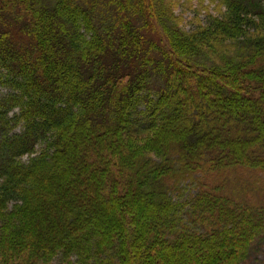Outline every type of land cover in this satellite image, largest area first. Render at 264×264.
<instances>
[{
  "label": "trees",
  "instance_id": "trees-1",
  "mask_svg": "<svg viewBox=\"0 0 264 264\" xmlns=\"http://www.w3.org/2000/svg\"><path fill=\"white\" fill-rule=\"evenodd\" d=\"M210 1L223 12L185 30L179 0H0V264H242L264 180L257 207L197 198L188 221L228 222L205 235L168 195L189 171L264 178V0Z\"/></svg>",
  "mask_w": 264,
  "mask_h": 264
},
{
  "label": "rangeland",
  "instance_id": "rangeland-1",
  "mask_svg": "<svg viewBox=\"0 0 264 264\" xmlns=\"http://www.w3.org/2000/svg\"><path fill=\"white\" fill-rule=\"evenodd\" d=\"M221 11L223 12L221 5L218 4V2L213 3L210 0H179V2L174 4V12L179 18L182 19V26L185 30L194 29L195 26H198L199 24L206 25L209 15L215 16ZM10 95H12L11 89L0 84V105L1 101ZM21 112V108L16 107L6 115L8 125L11 129L9 130L12 135L20 133L23 129L22 121H14L16 117L21 115ZM188 115L189 114L187 113V116ZM31 158V156L24 155L22 158H20V161L23 163H28ZM102 159L104 160L103 164H101L100 161H92V163H94L96 166L101 165L106 167L107 172H109L107 178H109L111 174H113L115 177L114 178L111 176L108 180L106 179L107 182H109L111 185L117 186V189L119 190L124 189V180L118 171L119 167L116 165L115 160L111 159L108 155ZM182 165L183 163H179L176 167H178L179 170H182ZM200 165L202 170H206V168H208L207 163ZM184 169L186 170L185 167ZM246 170L247 168L238 167L235 169H208L206 171H196L194 173L189 171L188 177L180 181H176L168 195L172 199V202L176 205V208L179 210L183 226H191L192 230L205 235L204 230L199 227L200 222L205 227L213 226L218 222L220 223V226H224L226 223H228L223 222L219 215H214L216 218L213 219H208L197 215L193 221H190V219L188 221L187 219L189 216H185L190 211H193L194 213L196 212L194 211V208L197 205L195 201L197 198H199L197 200L201 199L205 201V204L209 202L207 205L214 210V203L210 202V200H204L201 196H203L202 194L207 191H210L209 193H213L211 190L216 188H222L229 191L231 195H234V202L257 207L256 204H258V196L256 192L261 189V181L264 180V178H249L245 176V174L241 173L245 172ZM227 178H231L234 181L233 190L226 183ZM217 208L219 209V206ZM209 212L213 214V211ZM195 220L197 221L196 225L194 224ZM1 229L2 223H0V231ZM257 229L260 230L259 227ZM261 232L264 233V229H262ZM260 240L263 242L258 243ZM59 260L61 261L62 259L59 258L58 261ZM71 260L74 264H77V258L72 257ZM181 263L182 262H180V258L172 261V264ZM55 264H58V262ZM186 264H196V261L191 259ZM242 264H264V235L260 237L251 247L248 255L242 261Z\"/></svg>",
  "mask_w": 264,
  "mask_h": 264
}]
</instances>
